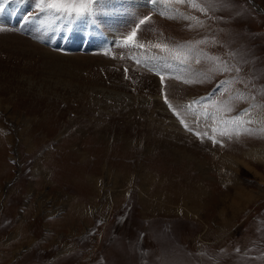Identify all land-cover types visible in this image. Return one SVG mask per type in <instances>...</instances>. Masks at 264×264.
Listing matches in <instances>:
<instances>
[{
  "label": "rangeland",
  "instance_id": "rangeland-1",
  "mask_svg": "<svg viewBox=\"0 0 264 264\" xmlns=\"http://www.w3.org/2000/svg\"><path fill=\"white\" fill-rule=\"evenodd\" d=\"M157 1L0 0V264H264V0Z\"/></svg>",
  "mask_w": 264,
  "mask_h": 264
},
{
  "label": "bare ground",
  "instance_id": "bare-ground-1",
  "mask_svg": "<svg viewBox=\"0 0 264 264\" xmlns=\"http://www.w3.org/2000/svg\"><path fill=\"white\" fill-rule=\"evenodd\" d=\"M128 1H131V2H135V3H137V2H144L145 0H128ZM154 3V4H158V1L157 0H147V4L148 5H150V3ZM151 3V4H152ZM117 5H119V2H118V4ZM27 6V5H26ZM26 6H24V5H22V7L20 8V6L17 8V7H15L14 8V6L12 7H10V9H9V11L11 12V15L8 13L7 15H6V18H10V17H12L14 14L15 15H17V18H16V22L17 23H19V22H21V20H20V17H23V19H27L28 21H29V18L31 17H27L26 18V16L24 15V13H23V11L26 9ZM12 8V9H11ZM27 10V9H26ZM25 10V11H26ZM5 7H2V8H0V14L1 13H3V14H5ZM15 11V12H14ZM8 12V11H7ZM6 12V13H7ZM19 12H20V15H19ZM2 14V15H3ZM13 14V15H12ZM10 16V17H9ZM115 19H118V18H115ZM23 22V21H22ZM18 25V24H17ZM18 28V27H17ZM97 28H98V26H97ZM97 28H94L90 23H89V26H88V28L85 30V33H88V35H89V37H94V36H98V38H100V35H98V32L100 33V30H98ZM89 30H93V33L91 32H89ZM113 30H116L115 29V26L113 27ZM46 31V30H45ZM109 31V32H108ZM106 32V34H108V35H110V33H113V35L114 34H116V32H113L112 30H107V31H105ZM46 33V32H45ZM47 34V33H46ZM81 34V33H80ZM112 35V34H111ZM71 37V36H70ZM69 37V38H70ZM80 37V36H79ZM78 37V38H79ZM115 37V36H114ZM16 39H18V38H16ZM102 38H100V40H101ZM92 40H93V38H92ZM112 40V39H111ZM16 41V40H15ZM91 41V40H90ZM107 41V40H106ZM17 42V41H16ZM18 42H20V41H18ZM27 42V41H26ZM29 42V41H28ZM75 42V41H74ZM78 42V41H77ZM93 42H95V40H93ZM67 43V42H66ZM115 43H118V41L116 40L115 41ZM120 44H123V45H127V43H124V42H120ZM128 48H129V50H131V51H133V52H135V50H140V49H138L139 47H136V46H132L131 44H129V46H128ZM139 51H137L136 52V54L138 53ZM140 53V52H139ZM138 53V54H139ZM139 56V55H138ZM137 57V56H136ZM140 59H142L141 58V56L139 57ZM237 193V192H236Z\"/></svg>",
  "mask_w": 264,
  "mask_h": 264
},
{
  "label": "snow or ice",
  "instance_id": "snow-or-ice-1",
  "mask_svg": "<svg viewBox=\"0 0 264 264\" xmlns=\"http://www.w3.org/2000/svg\"><path fill=\"white\" fill-rule=\"evenodd\" d=\"M38 7L40 8V11H44L45 9H51L54 10L58 13H71L72 11H75L77 14H83V11L86 8L85 4H80V5H75V4H69V3H64L61 2V0H39V5ZM141 24L144 23V21H140ZM135 33L132 34L131 37H129V43L132 46H139V47H144V45H136L135 44ZM156 47H160V45H156Z\"/></svg>",
  "mask_w": 264,
  "mask_h": 264
}]
</instances>
